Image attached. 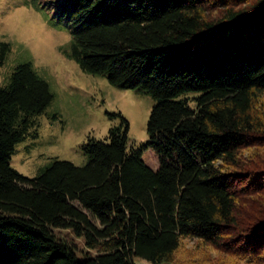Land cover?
<instances>
[{
  "label": "trees",
  "instance_id": "trees-1",
  "mask_svg": "<svg viewBox=\"0 0 264 264\" xmlns=\"http://www.w3.org/2000/svg\"><path fill=\"white\" fill-rule=\"evenodd\" d=\"M66 55L154 100L148 140L128 123L29 178L10 165L52 101L25 63L0 87V264H170L183 239L264 264V0H63ZM9 45L0 43V64ZM35 136V133L32 134ZM151 149L152 170L142 161ZM83 241L76 247L56 231Z\"/></svg>",
  "mask_w": 264,
  "mask_h": 264
},
{
  "label": "rangeland",
  "instance_id": "rangeland-1",
  "mask_svg": "<svg viewBox=\"0 0 264 264\" xmlns=\"http://www.w3.org/2000/svg\"><path fill=\"white\" fill-rule=\"evenodd\" d=\"M63 0H0V43L9 52L0 64V87L9 83L17 66L31 64L53 95L44 111L33 117L24 141L14 147L10 165L20 174L38 176L54 160L83 166L87 158L82 146L88 138L102 140L118 126L121 115L128 123V143L138 147L148 140L146 124L154 100L140 88L120 89L104 77L80 70L67 52L71 31L65 17L58 16ZM35 133V136L32 134ZM150 169L158 168L151 149L142 152ZM56 234L76 247L79 260L87 252L80 238L68 230ZM226 254L183 239L170 264H233ZM242 264V263H241Z\"/></svg>",
  "mask_w": 264,
  "mask_h": 264
}]
</instances>
